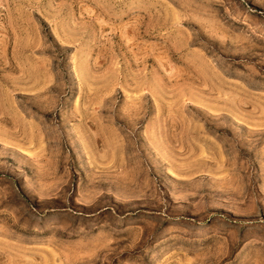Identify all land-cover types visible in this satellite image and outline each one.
Returning <instances> with one entry per match:
<instances>
[{
	"label": "rangeland",
	"instance_id": "rangeland-1",
	"mask_svg": "<svg viewBox=\"0 0 264 264\" xmlns=\"http://www.w3.org/2000/svg\"><path fill=\"white\" fill-rule=\"evenodd\" d=\"M0 264H264V0H0Z\"/></svg>",
	"mask_w": 264,
	"mask_h": 264
}]
</instances>
